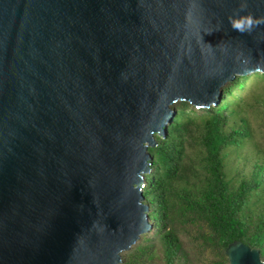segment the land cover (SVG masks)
Wrapping results in <instances>:
<instances>
[{
  "label": "water",
  "instance_id": "obj_1",
  "mask_svg": "<svg viewBox=\"0 0 264 264\" xmlns=\"http://www.w3.org/2000/svg\"><path fill=\"white\" fill-rule=\"evenodd\" d=\"M241 0H0V264H121L152 224L148 147L177 101L264 73ZM241 15L264 17V0ZM229 264H264L234 240Z\"/></svg>",
  "mask_w": 264,
  "mask_h": 264
},
{
  "label": "trees",
  "instance_id": "obj_2",
  "mask_svg": "<svg viewBox=\"0 0 264 264\" xmlns=\"http://www.w3.org/2000/svg\"><path fill=\"white\" fill-rule=\"evenodd\" d=\"M216 107L186 101L148 147L143 196L150 230L121 264H229L239 240L264 262V73L223 87Z\"/></svg>",
  "mask_w": 264,
  "mask_h": 264
},
{
  "label": "clouds",
  "instance_id": "obj_3",
  "mask_svg": "<svg viewBox=\"0 0 264 264\" xmlns=\"http://www.w3.org/2000/svg\"><path fill=\"white\" fill-rule=\"evenodd\" d=\"M248 7L247 0H241L240 8L238 9L236 15L229 18V23L233 29L240 34H251L252 31L264 24V17L256 18L252 14L241 15Z\"/></svg>",
  "mask_w": 264,
  "mask_h": 264
}]
</instances>
